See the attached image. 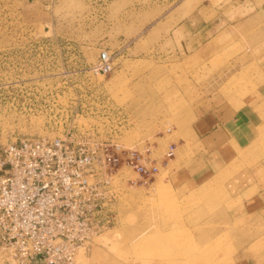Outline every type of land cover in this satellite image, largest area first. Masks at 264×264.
<instances>
[{
	"label": "rangeland",
	"instance_id": "rangeland-1",
	"mask_svg": "<svg viewBox=\"0 0 264 264\" xmlns=\"http://www.w3.org/2000/svg\"><path fill=\"white\" fill-rule=\"evenodd\" d=\"M191 1L0 0L2 143L74 130L88 143L148 142L159 159L175 145L148 183H132L139 176L126 166L112 177L102 190L111 225L76 264H255L264 255V222L239 221L251 188L264 212V0ZM185 10L208 28L228 26L184 46ZM102 50L116 67L85 86ZM246 99L256 138L225 144L237 157L222 159L198 124L215 105L229 115ZM0 264L16 263L0 250Z\"/></svg>",
	"mask_w": 264,
	"mask_h": 264
},
{
	"label": "built area",
	"instance_id": "built-area-1",
	"mask_svg": "<svg viewBox=\"0 0 264 264\" xmlns=\"http://www.w3.org/2000/svg\"><path fill=\"white\" fill-rule=\"evenodd\" d=\"M114 59L102 50L83 84L110 75ZM174 154V144L159 159L148 142L88 143L74 130L0 141V250L16 264H76L78 252L111 225L102 190L114 174L126 166L139 176L132 183H148Z\"/></svg>",
	"mask_w": 264,
	"mask_h": 264
},
{
	"label": "crops",
	"instance_id": "crops-1",
	"mask_svg": "<svg viewBox=\"0 0 264 264\" xmlns=\"http://www.w3.org/2000/svg\"><path fill=\"white\" fill-rule=\"evenodd\" d=\"M196 3L197 0H193L186 5L189 7L194 4L193 6L195 7ZM184 13L187 15L185 17H182L176 28V34L180 38V43L183 42L182 44L184 46H199L201 45V42H207L210 38L211 40H213L215 37H217L218 34H221L223 31H225L226 26H228L224 25V21L223 23L219 22L221 21L220 19L219 21L215 20V23L212 21L211 27L213 28H208L210 27L208 26L209 23L204 24V22H200V18H197V16L195 15L199 12H186L185 10ZM189 16L192 19H190ZM185 38H187L186 40L188 41L184 40ZM260 95L262 96L263 94L261 93ZM246 100L247 102H244V105L238 107L229 115L224 114L223 116L220 112L221 108L218 109L219 106L216 107L215 105L213 107L214 114L212 115L211 112H209V115H211L212 117L206 120H204L203 118L198 124L199 132L203 134L202 140L204 142L211 144L215 143L216 145L221 144L217 147L218 151L223 156H219L222 159L225 157L227 158V160H234V158L237 157L236 154H227L229 152V149L225 144H231V146L233 144L235 148H244L256 138L260 121L257 122L253 118L252 112L255 107L253 100ZM258 188L264 190V184H260ZM259 192L260 191H258L256 188H251V191L248 194L247 198L249 202L242 205L243 207L239 213V221H241V226L242 224H246L249 221L261 223L264 222V212L261 213V211L259 210V208L263 205L261 204V201H259ZM230 219L232 220V217ZM236 219H238V217ZM254 261L255 264H264V255L260 258L256 257Z\"/></svg>",
	"mask_w": 264,
	"mask_h": 264
},
{
	"label": "bare ground",
	"instance_id": "bare-ground-1",
	"mask_svg": "<svg viewBox=\"0 0 264 264\" xmlns=\"http://www.w3.org/2000/svg\"><path fill=\"white\" fill-rule=\"evenodd\" d=\"M114 56H115V55H114ZM92 84H93V82H92ZM100 139H101V138H100ZM93 140H94V139H93ZM95 140H96V139H95ZM125 145H126V144H125ZM127 168H128V167H127ZM122 169H123V168H122ZM122 169H121V170H122ZM129 169H130V168H129ZM123 171L125 172V170H123ZM127 171H128V170H127ZM127 171H126V172H127ZM132 171H133V170H132ZM133 172H134V171H133ZM120 174H121V173H120ZM114 175H115V174H114ZM116 175H117V174H116ZM116 175H115V176H116ZM128 177H129V176H128ZM124 179H125V178H124ZM126 179H127V178H126ZM135 179H136V178H135ZM138 179H139V178H138ZM131 181H132V180H131ZM136 181H137V180H136ZM160 184H161V183H160ZM132 185H133V184H132ZM135 185H136V184H135ZM161 185H162V184H161ZM161 185H159L160 187H159V186H158V187L161 188ZM107 192H110V191H107ZM84 248H85V247H84ZM81 250H83V248H82ZM81 250H80V251H81ZM2 251H3V250H2ZM80 251H79V252H80ZM79 252H78V254H79ZM77 256H78V255H77ZM76 260H77V259H76Z\"/></svg>",
	"mask_w": 264,
	"mask_h": 264
}]
</instances>
